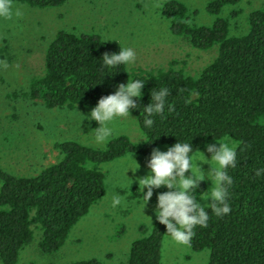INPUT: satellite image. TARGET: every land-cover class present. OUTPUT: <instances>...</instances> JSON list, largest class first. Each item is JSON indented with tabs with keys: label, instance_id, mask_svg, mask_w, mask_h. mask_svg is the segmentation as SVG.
Masks as SVG:
<instances>
[{
	"label": "trees",
	"instance_id": "obj_1",
	"mask_svg": "<svg viewBox=\"0 0 264 264\" xmlns=\"http://www.w3.org/2000/svg\"><path fill=\"white\" fill-rule=\"evenodd\" d=\"M35 8H57L69 0H13ZM242 0H212L207 10L216 16L211 25L192 22L189 7L180 0H168L163 15L172 33L190 40L198 49L219 46V54L198 77L182 70H160L136 75L127 66L108 70L104 53L119 52L121 46L96 33L60 30L46 52V70L36 78L30 95L45 101L48 108L96 106L103 96L129 78L143 79L142 103H150L151 90L168 87L171 96L163 117H156L153 129H146L140 111H133L147 142L135 143L121 135L104 149L75 140L57 144L63 159L37 175L19 176L0 165V260L18 264L22 251L35 239L34 225L42 229L40 247L58 252L76 224L106 193V175L100 165L128 154L150 155L153 148L192 141L204 149L206 143L231 137L238 143V164L230 169L231 213L211 215L207 228L197 227L191 247L210 251L208 264H264V6L250 13L246 34L231 35V23L223 10ZM240 14L234 10L231 17ZM111 74V75H109ZM141 102V101H138ZM95 124L98 126L97 122ZM214 136V137H213ZM201 188L207 190L208 183ZM142 236L130 248L124 264H163L166 226L157 220L151 231L143 225ZM64 264H106L98 258Z\"/></svg>",
	"mask_w": 264,
	"mask_h": 264
},
{
	"label": "rangeland",
	"instance_id": "obj_2",
	"mask_svg": "<svg viewBox=\"0 0 264 264\" xmlns=\"http://www.w3.org/2000/svg\"><path fill=\"white\" fill-rule=\"evenodd\" d=\"M167 1L69 0L61 7L45 9L13 1L23 15L12 20L0 19V61L8 65L4 68L0 64V165L4 170L19 176L37 175L63 159L57 144L68 140L99 149L108 145L92 141L91 131L98 127L95 121L82 122L95 106L48 108L44 100L29 94L32 82L45 74L47 48L60 30L96 33L119 46L131 47L136 52L132 75L182 70L198 77L216 59L219 46L198 49L188 38L172 33L170 21L162 13ZM180 1L189 7L194 24L211 25L215 21L216 16L207 10L212 0ZM263 6L264 0H242L227 6L221 16L230 19L231 35L246 34L250 13ZM234 10L240 12L235 18L231 17ZM132 116L115 138L126 135L133 142L142 143L145 135ZM168 147L159 148L167 151ZM130 157L141 165L138 172L127 173L134 181L132 185L125 175ZM149 159L150 155L128 154L100 165L106 175V193L76 224L65 245L55 253L43 252L42 229L36 224L35 239L22 251L18 264H64L90 258L106 264H124L132 243L142 236L141 227L151 231L156 221L157 195L142 213V192L136 182L137 176L148 174ZM1 187L0 181V190ZM162 191L167 189L158 190ZM112 195L125 198L121 206L111 207ZM209 257V250L194 251L175 243L166 233L163 264H208Z\"/></svg>",
	"mask_w": 264,
	"mask_h": 264
},
{
	"label": "clouds",
	"instance_id": "obj_3",
	"mask_svg": "<svg viewBox=\"0 0 264 264\" xmlns=\"http://www.w3.org/2000/svg\"><path fill=\"white\" fill-rule=\"evenodd\" d=\"M22 15V10L13 4V0H0V19L12 20ZM101 60L108 70L127 66L130 77L131 67L136 62V52L131 47L121 45L119 52H106ZM0 64L4 68L8 67L4 61H0ZM145 84L143 79L129 78L126 83L116 86L113 94L101 97L87 117L84 115L82 122L88 119L98 124L91 131V139L96 145H107L114 139L128 119L133 118L135 110L140 111L139 117H143L142 124L148 130L153 129L156 117H163L166 109L169 113L174 111L173 105L168 102L172 92L166 86L151 90L150 103L144 105L142 98ZM214 140L205 144L206 151L194 147L193 139H178L167 151L153 148L147 162L148 174L136 177L142 192L140 211L145 213L153 196L157 195L155 219L165 225L171 239L182 246L191 244L197 227H208L211 215L222 218L232 211L229 201L234 179L229 170L237 167L238 146L227 137L221 141L214 137ZM142 141L153 143L155 140L147 142L145 137ZM129 159L131 162L127 164L125 175L132 185L134 181L127 173L129 170L138 172L141 165L134 157ZM262 175L264 168L255 171V176ZM205 182L209 183L207 190L201 188ZM161 188L167 191L158 192ZM124 199L120 195H112L111 207L121 206ZM150 222L153 224L152 218Z\"/></svg>",
	"mask_w": 264,
	"mask_h": 264
}]
</instances>
